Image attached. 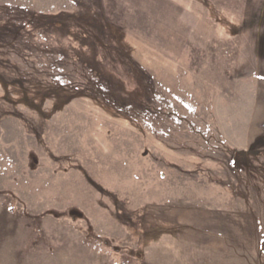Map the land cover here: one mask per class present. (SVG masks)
Here are the masks:
<instances>
[{
  "label": "rangeland",
  "instance_id": "374dc122",
  "mask_svg": "<svg viewBox=\"0 0 264 264\" xmlns=\"http://www.w3.org/2000/svg\"><path fill=\"white\" fill-rule=\"evenodd\" d=\"M198 252L264 264V0H0V264Z\"/></svg>",
  "mask_w": 264,
  "mask_h": 264
},
{
  "label": "crops",
  "instance_id": "0c3cea01",
  "mask_svg": "<svg viewBox=\"0 0 264 264\" xmlns=\"http://www.w3.org/2000/svg\"><path fill=\"white\" fill-rule=\"evenodd\" d=\"M176 224H173L172 227L176 228ZM184 241L187 242L186 239H184ZM212 249H214V248L212 247ZM216 253L217 254H211V255L209 254V256H206L205 254L203 255V254H201V252H198V253H184L182 255V257H180L179 264H226V261L228 262V264H240V262H241V258L242 257H241L240 254H236V256H235L234 253H231L228 256H226L225 254H223L221 256V255L218 254V252H216ZM188 256L189 257L191 256L192 259L189 260Z\"/></svg>",
  "mask_w": 264,
  "mask_h": 264
}]
</instances>
